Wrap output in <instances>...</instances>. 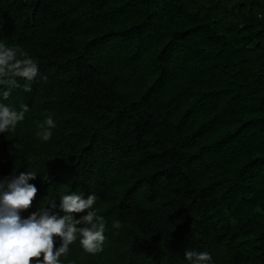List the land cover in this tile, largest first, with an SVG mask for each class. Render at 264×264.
<instances>
[{
    "label": "trees",
    "instance_id": "trees-1",
    "mask_svg": "<svg viewBox=\"0 0 264 264\" xmlns=\"http://www.w3.org/2000/svg\"><path fill=\"white\" fill-rule=\"evenodd\" d=\"M0 41L39 68L0 97L29 109L0 183L37 172L24 218L77 191L105 221L62 264H264V0H0Z\"/></svg>",
    "mask_w": 264,
    "mask_h": 264
},
{
    "label": "clouds",
    "instance_id": "clouds-1",
    "mask_svg": "<svg viewBox=\"0 0 264 264\" xmlns=\"http://www.w3.org/2000/svg\"><path fill=\"white\" fill-rule=\"evenodd\" d=\"M39 68L33 58L22 50L9 47L0 41V97L7 99L13 87H20L23 80L24 92H31V82L37 77ZM46 79V77L44 78ZM28 105L20 110L0 103V134L14 132L25 118ZM38 139L47 142L52 137L55 123L51 115L38 124ZM36 171L13 172L11 179L0 183V264H62L60 257L66 255L69 246L79 237V244L87 253L103 251L105 221L93 207L97 197L85 196L72 191L60 196L59 210L40 207L26 218L21 213L32 204L37 187L29 183L37 178ZM76 218L74 214H81ZM58 238V246L54 244ZM42 255V259H40ZM187 264H213L208 252L185 251Z\"/></svg>",
    "mask_w": 264,
    "mask_h": 264
}]
</instances>
